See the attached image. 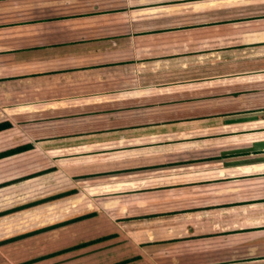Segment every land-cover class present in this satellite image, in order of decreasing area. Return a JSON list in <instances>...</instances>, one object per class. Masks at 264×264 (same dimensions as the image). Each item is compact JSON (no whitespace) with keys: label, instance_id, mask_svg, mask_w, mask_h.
<instances>
[{"label":"crops","instance_id":"obj_1","mask_svg":"<svg viewBox=\"0 0 264 264\" xmlns=\"http://www.w3.org/2000/svg\"><path fill=\"white\" fill-rule=\"evenodd\" d=\"M0 264H264V0H0Z\"/></svg>","mask_w":264,"mask_h":264}]
</instances>
